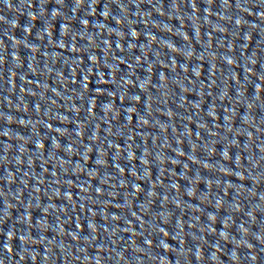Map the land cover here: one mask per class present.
<instances>
[{"label":"clouds","instance_id":"1","mask_svg":"<svg viewBox=\"0 0 264 264\" xmlns=\"http://www.w3.org/2000/svg\"><path fill=\"white\" fill-rule=\"evenodd\" d=\"M133 34H135V33H133ZM10 250V249H9Z\"/></svg>","mask_w":264,"mask_h":264}]
</instances>
